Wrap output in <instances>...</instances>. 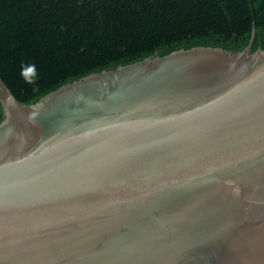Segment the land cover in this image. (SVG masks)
Wrapping results in <instances>:
<instances>
[{
    "label": "water",
    "instance_id": "obj_1",
    "mask_svg": "<svg viewBox=\"0 0 264 264\" xmlns=\"http://www.w3.org/2000/svg\"><path fill=\"white\" fill-rule=\"evenodd\" d=\"M193 47L32 105L0 77V264H264V50Z\"/></svg>",
    "mask_w": 264,
    "mask_h": 264
},
{
    "label": "trees",
    "instance_id": "obj_2",
    "mask_svg": "<svg viewBox=\"0 0 264 264\" xmlns=\"http://www.w3.org/2000/svg\"><path fill=\"white\" fill-rule=\"evenodd\" d=\"M253 23L251 51L264 50V0H0V77L32 105L63 85L148 57L193 47L240 52ZM3 117L0 103V123Z\"/></svg>",
    "mask_w": 264,
    "mask_h": 264
},
{
    "label": "clouds",
    "instance_id": "obj_3",
    "mask_svg": "<svg viewBox=\"0 0 264 264\" xmlns=\"http://www.w3.org/2000/svg\"><path fill=\"white\" fill-rule=\"evenodd\" d=\"M27 71L30 72L32 74V77L34 78L35 75H36V66H35V64H32V65L28 66ZM21 75L25 76V73H24L23 69H22ZM33 78H29V77L25 76L26 83H29V84L33 83L34 82Z\"/></svg>",
    "mask_w": 264,
    "mask_h": 264
},
{
    "label": "bare ground",
    "instance_id": "obj_4",
    "mask_svg": "<svg viewBox=\"0 0 264 264\" xmlns=\"http://www.w3.org/2000/svg\"><path fill=\"white\" fill-rule=\"evenodd\" d=\"M252 27V26H251Z\"/></svg>",
    "mask_w": 264,
    "mask_h": 264
}]
</instances>
